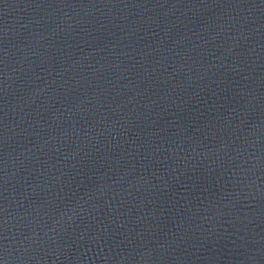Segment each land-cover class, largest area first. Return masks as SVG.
Wrapping results in <instances>:
<instances>
[{"label": "water", "instance_id": "1", "mask_svg": "<svg viewBox=\"0 0 264 264\" xmlns=\"http://www.w3.org/2000/svg\"><path fill=\"white\" fill-rule=\"evenodd\" d=\"M0 264H264V0H0Z\"/></svg>", "mask_w": 264, "mask_h": 264}]
</instances>
